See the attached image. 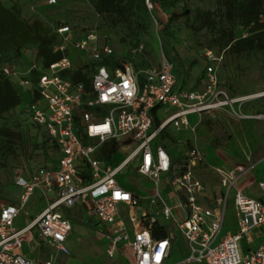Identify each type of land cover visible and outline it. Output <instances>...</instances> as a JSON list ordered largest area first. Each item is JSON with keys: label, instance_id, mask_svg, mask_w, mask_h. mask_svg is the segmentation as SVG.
I'll use <instances>...</instances> for the list:
<instances>
[{"label": "built area", "instance_id": "2783aa9c", "mask_svg": "<svg viewBox=\"0 0 264 264\" xmlns=\"http://www.w3.org/2000/svg\"><path fill=\"white\" fill-rule=\"evenodd\" d=\"M59 2L47 0L50 6ZM145 3L149 10L154 9L152 0ZM57 31L63 40L55 49L67 50L71 28L62 25ZM75 48L82 57L88 58L86 63L80 61V66L94 63L90 89L61 75L76 68L68 56L47 69L36 62L23 73L9 64L1 68L20 89H32L27 77L32 71L40 73L35 86L40 99L28 103L26 108L32 123L47 133L58 160L54 169L28 173L15 180V186L21 191L19 204H5L0 208V264H60L54 255L38 263L20 250L27 235L37 231L57 254H69L66 243L73 227L61 210L80 203H89L98 221L111 226L110 257L123 243L132 251L134 264H166L170 240L152 236L156 218L144 217L141 228L133 231L120 218V204L134 208L140 202L117 180L123 170L137 160V173L156 185L152 203H163L164 219L175 221L176 230L190 245L186 262L264 264V181L258 183L261 199L252 197L243 186L252 166L234 163L231 169H217L223 191L216 200V207H206L200 202L204 185L194 171L195 166L204 161V155L191 147L181 171L165 179L176 192L177 204H164L160 195V183L170 174L173 165L168 151L155 143L165 128L195 130L203 117L220 111L238 119L264 121V113L242 112V105L252 99L234 97L221 86L215 66L222 57L206 52L205 84L202 90H197L177 86V69L169 57H163L158 66L149 68L135 69L132 64H124L109 69L102 63L113 56V49L108 44H99L94 35L78 41ZM156 110L163 116L155 126L153 112ZM192 115L199 118L195 126L189 122ZM105 145L116 147L118 152L125 153L124 148L130 152L115 163L112 158L102 156ZM41 188L47 192L46 208L27 225L16 227V218L31 195ZM231 203L237 230L220 237ZM129 221L137 224L139 218L129 215ZM256 230L263 231L260 243L244 249V244H254Z\"/></svg>", "mask_w": 264, "mask_h": 264}, {"label": "rangeland", "instance_id": "374dc122", "mask_svg": "<svg viewBox=\"0 0 264 264\" xmlns=\"http://www.w3.org/2000/svg\"><path fill=\"white\" fill-rule=\"evenodd\" d=\"M0 1L6 7L17 6L22 18L30 23L40 20L52 30L68 25L71 28L69 40L72 49L78 50L75 48L78 41L89 34L94 35L99 44L112 47L114 59L121 66L133 64L149 68L158 66L163 57L174 59L182 65L178 76L180 86L185 89L201 85L207 64L205 54L211 51L215 56L222 57L215 69L221 84L233 96H250L264 91V50L246 51L240 55L229 51L222 30L233 29L235 37L248 32L237 21L228 22L223 0H152L153 10H149L145 0H128L130 6L125 13L111 15L98 14L93 7L95 0H60L55 6H49L47 0ZM207 12L211 13L209 17ZM212 20L216 22L213 28L208 25ZM163 25L166 30L160 34ZM23 53L25 61L32 63L33 47H25ZM24 59L20 56L12 64L18 73L21 69L16 67V63L22 64ZM80 61L86 63L87 56L80 57ZM27 104L23 103L0 114V127L7 131L6 135H0V199L4 202L0 204L10 202L14 196L13 177L21 166H26L27 172L32 174L49 170V165L56 162V151L50 146L47 133L36 127L27 116ZM253 108L264 109V96L252 99L244 110ZM241 122L243 127L251 124ZM210 125L209 139L223 155V150L228 148L238 162H257L255 146L249 144L253 132L245 134L242 130L233 138L228 134L224 122L219 120ZM259 130L264 134V123ZM173 150L177 152L179 148ZM129 152L130 149H125L122 158ZM137 162L128 166L133 173ZM204 179L207 180V188L212 190L213 183L207 176ZM126 181L135 182L138 186L141 184V180L136 177ZM31 206L32 203H29L26 209ZM232 212L233 209H230L229 223ZM69 241L76 252H81L84 245L78 231H73ZM183 242L178 238L176 245H182Z\"/></svg>", "mask_w": 264, "mask_h": 264}, {"label": "crops", "instance_id": "0c3cea01", "mask_svg": "<svg viewBox=\"0 0 264 264\" xmlns=\"http://www.w3.org/2000/svg\"><path fill=\"white\" fill-rule=\"evenodd\" d=\"M69 53L73 60L78 63L80 58V52L70 47ZM205 78L206 75H204V78L201 80V85L198 88L186 89L202 90L204 88ZM179 82L180 81L177 73V86L183 88L182 86H180ZM221 86H223L229 91L226 86L222 84ZM250 102L251 100L242 105L243 113L247 115L264 113V109L262 108L244 110V107H246V105ZM26 113L29 117L27 111ZM153 116L154 125L156 126L159 124L160 119H162L163 115L160 110H156L153 112ZM219 120L224 122L228 134L231 135L233 138L237 137L239 135V132L242 130L245 134H248V132H253V138L250 139L249 144L252 143L255 146L254 155L257 159L256 163L238 162L233 156L232 151H230L228 148H225V150H223L225 154L223 155L212 144V141L209 139V131L211 129L210 124ZM241 121L250 122L251 124L243 127ZM189 122L192 126H195L199 122L198 116H190ZM263 123V120L238 119L236 117H233L229 113L220 111L217 112L214 116L203 117L202 121L197 125L195 130H192L191 128L175 129L172 126L165 128V130H163L158 135L157 140L155 142L156 144L162 145L168 151L173 162L170 174L166 175L162 179L159 187L160 195L166 202L164 204L171 206L177 204L175 203L176 192L173 190V188H171L165 183V179L167 177H172L173 175L181 171L185 163L187 151L191 147H196L204 155V161L200 164H197L194 169L196 178L199 179L204 185V192L200 196V202L204 206L216 207V200L223 191L220 185V177L217 174L216 170L231 169L234 163L247 164L253 167L250 176L243 181V186L252 197L261 199L263 195L258 187V183L264 181V134L261 133L259 128H262ZM255 129L257 130L255 131ZM175 148H179V150L177 152H174L173 149ZM111 149H113L114 151L109 154V158H106L107 156H105V151H110ZM123 150H125V148ZM102 156L105 159L112 158L113 162L117 163L122 159V152H118V149L111 145L108 146V148H103ZM57 160L58 157L56 158V162L54 165H49V169L56 168ZM25 167L26 166H21V168L17 170L14 174L13 187L15 194L12 199H10V202H5V204H18L20 202L21 191L18 187L15 186L14 183L18 177H26L28 175L29 172H27V169ZM33 173L34 172H32V174ZM210 174L211 176H208ZM205 176H207L208 180L213 183L212 190L207 188V180L204 179ZM135 177L141 180V184L139 186L135 184V182L128 183L126 181L130 178L135 179ZM117 180L122 188L130 191L140 200L138 206L134 208L124 203L120 204L118 207L120 218L127 224L128 229L130 231L140 229L142 219L144 217H155L157 222L154 228L151 230L152 236L156 239L168 238L170 240V249L166 259V264H204L201 262H186L190 254V245L188 241L180 234V232L176 230V222L166 221L164 219V216L161 212V207L163 203H159V201H157L156 203H152V196L156 185L149 178L143 177L142 175L138 174L137 171L133 173V171L128 169L127 167L123 170ZM2 201L3 200L0 199V203H4ZM29 203H32V206L31 208L26 209ZM5 204H0V208ZM47 204L48 197L46 190L44 188L37 189L31 195L29 201L25 204L23 210L21 211V214L16 218L15 226L23 227L27 225L31 220H33L46 208ZM230 209H233L231 223L228 222L230 218ZM61 211L67 218H69L73 227L72 232L69 235L66 243L67 248L69 250V254H57L53 247L47 245L39 237L37 231H32L27 235V239L25 240L24 245L20 250L23 255L37 261L38 263H42L44 260L54 255L56 256L60 264H134V256L132 251L130 250L128 245L123 243L118 245L113 257L109 256L108 250L111 241V226L102 224L98 221V219L92 213L89 203H80L70 209L63 208ZM129 215H136L139 218V222L137 224L130 223ZM74 230L79 232L81 240L83 241L84 247L82 248L81 252H76L74 250L73 243L69 241V238L70 236H72ZM236 230V216L233 205L231 203L228 205L225 213L224 227L221 230L220 237L225 236L228 233H234ZM254 233V244L251 246H247L244 244V249H247L249 247H255L260 243L263 231L256 230ZM178 238L184 241L182 245H176V240Z\"/></svg>", "mask_w": 264, "mask_h": 264}, {"label": "trees", "instance_id": "16d2710c", "mask_svg": "<svg viewBox=\"0 0 264 264\" xmlns=\"http://www.w3.org/2000/svg\"><path fill=\"white\" fill-rule=\"evenodd\" d=\"M128 2V0H95L93 7L98 14L111 15L125 13L130 6ZM223 6L228 22L234 23L237 21L242 29L248 32L244 37H235L233 29L222 30L229 51L232 54L240 55L246 51L264 50V0H223ZM206 14L207 17L211 15L210 12ZM208 25L213 28L216 26V22L214 20L209 21ZM59 27L52 30L40 20L30 23L22 18L21 11L17 6L6 7L0 1V114L15 109L23 103L36 102L40 99V94L35 88L40 73L32 71L28 75L27 78L32 83V89L18 88L8 76L2 73L1 68L3 65H12L14 60L20 56L24 59L23 49L25 47H33V62L41 65L43 69L49 68L50 65L60 61L65 56L73 60L69 53L70 47L64 51L55 49L62 42L59 40L61 36L57 31ZM165 30L166 26L163 25L160 34ZM80 57H82V54H80ZM171 60L176 66L177 73L178 71L181 72L182 65L177 61L175 62L174 59ZM32 63L26 62L24 59L22 64L16 63V67L18 66V69L22 68L21 71L24 72ZM74 63L75 69L63 72L61 75L64 78H70L73 82L83 83L87 89H90V75L94 63L80 66V58L78 63L76 61ZM102 64L109 69L121 66L114 59V55L105 58ZM133 66L135 69H144L138 65ZM6 134L7 131L0 127V135ZM104 148H108V146L105 145ZM112 151L114 150L105 151L106 158H109L108 156Z\"/></svg>", "mask_w": 264, "mask_h": 264}, {"label": "bare ground", "instance_id": "6f19581e", "mask_svg": "<svg viewBox=\"0 0 264 264\" xmlns=\"http://www.w3.org/2000/svg\"><path fill=\"white\" fill-rule=\"evenodd\" d=\"M262 96H264V91L257 92L256 94L250 95L248 96V99L260 98Z\"/></svg>", "mask_w": 264, "mask_h": 264}]
</instances>
